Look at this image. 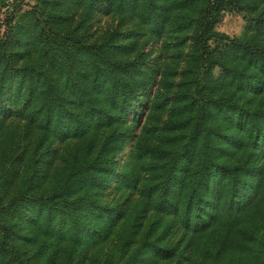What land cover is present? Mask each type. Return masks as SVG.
I'll return each mask as SVG.
<instances>
[{"label":"trees","instance_id":"obj_1","mask_svg":"<svg viewBox=\"0 0 264 264\" xmlns=\"http://www.w3.org/2000/svg\"><path fill=\"white\" fill-rule=\"evenodd\" d=\"M137 1L83 0L90 9L119 12ZM257 5L261 10L253 16L249 12ZM136 11L149 35L159 37L169 25L175 30L170 48L182 56L181 74L161 71L155 59L141 52L130 60L117 59L115 35L87 45L61 24L60 13L42 9L31 41L43 59L19 64L22 52L16 44L21 45L22 31L11 20L0 39V114L11 112L38 121L50 133L57 129L82 137L118 127L128 113L138 119L150 87L159 83L169 89L170 99L158 93L153 109L169 101L171 119L161 129L147 131L160 145L145 139L134 149L138 160H152L141 191L144 205L158 219L138 235L123 264H233L223 259L234 252L245 254L239 262L263 264L264 242H257L255 227L244 216L264 206V47L218 33L215 26L225 12L239 11L248 13L257 34H264V0H140ZM244 94L261 96V103L251 106ZM70 101L77 112L68 110ZM184 126L187 130L181 129ZM127 139V132H111L87 167L93 173L83 177L85 183H100L93 177L96 171L112 173L115 156L108 155L122 151ZM124 182L134 188L139 180L130 171ZM61 191L0 202V216H19L28 205L36 206L42 213V236L73 252L108 240L121 209L86 196L70 199ZM11 233L9 221L0 224V264H68L67 259L59 263L56 255L44 262L23 258ZM173 233L178 236L175 244H162ZM120 239L122 249L132 242L129 234ZM82 256L78 254L74 264Z\"/></svg>","mask_w":264,"mask_h":264},{"label":"rangeland","instance_id":"obj_2","mask_svg":"<svg viewBox=\"0 0 264 264\" xmlns=\"http://www.w3.org/2000/svg\"><path fill=\"white\" fill-rule=\"evenodd\" d=\"M139 5L140 0L125 11L119 12L115 9L95 7L91 10L83 0H0V39L5 37L7 23L11 20L12 26H17L22 31L21 45L16 44L22 52V58H18V62L32 64L42 58L40 47L31 41V38L36 36L42 18L41 10L56 11L62 16L61 24L73 34L81 36L85 44H102L111 35H115V44L118 45L115 49L117 59L130 60L141 52L149 59H155L161 71L174 70L176 74H181L184 66L182 56L170 48L174 43L172 37L176 35L175 30L170 29L169 25L159 37L147 34L138 21L136 9ZM259 7L260 5H257V8L249 13L256 16L261 10ZM247 14L239 11L225 12L216 24L215 31L264 47V34H257ZM184 34L185 32H180V36ZM217 72L218 69H215L214 74ZM77 79L82 84L87 83V80H81L80 76H77ZM176 80L177 77L175 82ZM168 91L169 89H162L159 83H154L138 119L128 113L118 127L99 128L82 137H75L68 131L58 133L57 129L50 133L40 127L38 121L32 123L25 117L15 116L11 112L8 115L0 114V202L6 204L11 199L48 197L55 191L62 190L61 195L70 199L86 196L102 206L121 209V215L108 240L96 245H83L75 252L64 244L52 242L42 236L39 228L42 213L36 206L28 205L21 210L19 216L2 214L0 224L7 221L11 223L12 243L23 258L44 262L50 255H56L59 257V263L67 259L68 264H74L75 257L83 253L77 264H101L107 260L113 261L114 264L125 262L137 244L135 240L138 235H143L149 223L158 219V215L149 206L144 205L141 191L142 185L149 177L152 160H138L134 149L145 139L154 146L160 145L154 135L148 134L147 131L161 129L164 123L171 119L172 105L166 104L169 101H164L160 109H153L155 99L160 98L156 97L158 93L170 99ZM244 98H250L251 106L261 103L262 99L261 96L250 94H244ZM262 105L264 106V101ZM67 108L75 112L78 110L71 101ZM181 129L187 130V126ZM114 130L127 132L128 139L122 151L110 152L108 155V158L115 156L111 165L112 173L96 171L93 177L100 183H85L83 177L88 176L89 172L93 173L88 171L87 167L94 160L99 146ZM102 166L108 165L103 163ZM130 171L134 172L139 180L134 188L127 187L124 182V176ZM244 217L249 226L255 227L257 242H264V206L253 209ZM127 234L132 238V242L126 249H122L120 238ZM177 238L176 233H173L166 237L162 244H175ZM244 256L242 253H228L223 260L233 264H248L246 260L239 262ZM156 264L175 263L157 261Z\"/></svg>","mask_w":264,"mask_h":264}]
</instances>
